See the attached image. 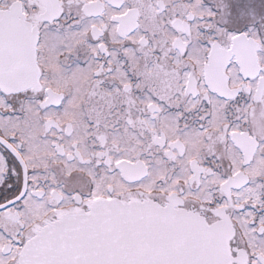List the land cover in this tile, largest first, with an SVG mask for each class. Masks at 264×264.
I'll use <instances>...</instances> for the list:
<instances>
[{
  "label": "snow or ice",
  "instance_id": "1",
  "mask_svg": "<svg viewBox=\"0 0 264 264\" xmlns=\"http://www.w3.org/2000/svg\"><path fill=\"white\" fill-rule=\"evenodd\" d=\"M0 264H264V0H0Z\"/></svg>",
  "mask_w": 264,
  "mask_h": 264
}]
</instances>
